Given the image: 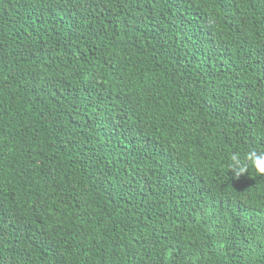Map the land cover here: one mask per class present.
<instances>
[{
  "label": "trees",
  "instance_id": "trees-1",
  "mask_svg": "<svg viewBox=\"0 0 264 264\" xmlns=\"http://www.w3.org/2000/svg\"><path fill=\"white\" fill-rule=\"evenodd\" d=\"M264 0H0V264H264Z\"/></svg>",
  "mask_w": 264,
  "mask_h": 264
},
{
  "label": "clouds",
  "instance_id": "clouds-1",
  "mask_svg": "<svg viewBox=\"0 0 264 264\" xmlns=\"http://www.w3.org/2000/svg\"><path fill=\"white\" fill-rule=\"evenodd\" d=\"M253 168L256 173L264 175V151L250 148L243 152H232L229 156L228 170H231L235 178Z\"/></svg>",
  "mask_w": 264,
  "mask_h": 264
}]
</instances>
